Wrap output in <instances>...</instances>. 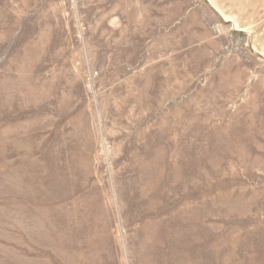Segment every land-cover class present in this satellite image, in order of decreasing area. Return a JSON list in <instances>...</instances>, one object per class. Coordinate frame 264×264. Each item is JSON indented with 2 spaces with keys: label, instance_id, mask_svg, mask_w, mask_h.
I'll return each mask as SVG.
<instances>
[{
  "label": "rangeland",
  "instance_id": "rangeland-1",
  "mask_svg": "<svg viewBox=\"0 0 264 264\" xmlns=\"http://www.w3.org/2000/svg\"><path fill=\"white\" fill-rule=\"evenodd\" d=\"M0 264H264V0H0Z\"/></svg>",
  "mask_w": 264,
  "mask_h": 264
}]
</instances>
